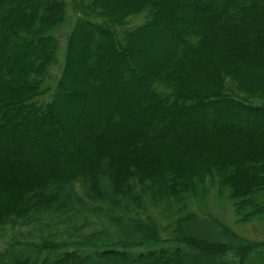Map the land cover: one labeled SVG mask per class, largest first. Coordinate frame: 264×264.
<instances>
[{
  "label": "trees",
  "instance_id": "trees-1",
  "mask_svg": "<svg viewBox=\"0 0 264 264\" xmlns=\"http://www.w3.org/2000/svg\"><path fill=\"white\" fill-rule=\"evenodd\" d=\"M215 186L264 220V0H0V264H264Z\"/></svg>",
  "mask_w": 264,
  "mask_h": 264
},
{
  "label": "rangeland",
  "instance_id": "rangeland-1",
  "mask_svg": "<svg viewBox=\"0 0 264 264\" xmlns=\"http://www.w3.org/2000/svg\"><path fill=\"white\" fill-rule=\"evenodd\" d=\"M71 3V0H67ZM70 19L63 26L59 28L57 31V35L60 39L61 44H64L65 34L71 26V22L73 20L71 10L69 8ZM142 21V17L134 18L130 25L139 24ZM62 53H60V62H62ZM52 70L54 72L59 71V67H55ZM44 154L43 152H40ZM33 158V157H32ZM204 205H202L205 209L210 210L212 213L216 214L219 217L225 219L228 223H230L234 229L241 235L252 239V240H262L264 239V220H253L245 224H236L235 219L232 213V209L229 206V203L226 198H218L216 192V186L212 188V191L204 199Z\"/></svg>",
  "mask_w": 264,
  "mask_h": 264
},
{
  "label": "bare ground",
  "instance_id": "bare-ground-1",
  "mask_svg": "<svg viewBox=\"0 0 264 264\" xmlns=\"http://www.w3.org/2000/svg\"><path fill=\"white\" fill-rule=\"evenodd\" d=\"M235 94V93H234Z\"/></svg>",
  "mask_w": 264,
  "mask_h": 264
}]
</instances>
